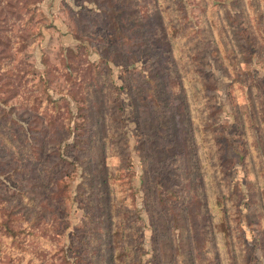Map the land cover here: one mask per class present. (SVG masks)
<instances>
[{
	"label": "rangeland",
	"instance_id": "1",
	"mask_svg": "<svg viewBox=\"0 0 264 264\" xmlns=\"http://www.w3.org/2000/svg\"><path fill=\"white\" fill-rule=\"evenodd\" d=\"M108 1L0 0V264H264V0Z\"/></svg>",
	"mask_w": 264,
	"mask_h": 264
},
{
	"label": "trees",
	"instance_id": "2",
	"mask_svg": "<svg viewBox=\"0 0 264 264\" xmlns=\"http://www.w3.org/2000/svg\"><path fill=\"white\" fill-rule=\"evenodd\" d=\"M128 1H130L131 4L137 3V0H113L112 2L109 0L108 1V7L103 12L107 16V18H109L110 20H112V26H111V28L113 29L112 30V33L116 37H118L119 36V33H121V30H120L121 29L120 20H121V17L123 15V12H124V10H123L124 8L122 7L123 9L120 10L121 8H118V5H121L122 3H124L125 5H127L126 3ZM135 5H138V4H135ZM138 7H139V5H138ZM154 9L156 11L155 14H156L158 20L159 21H162L163 20V13L164 12L163 11L160 12L158 10L157 6H155ZM141 19H142V16H139L138 18H136V17L134 18L135 22L141 21ZM159 29H163V30H161L162 34L164 35L163 41L165 43H167V45H168V52L172 54L174 52L173 45L176 43L174 36H172V38H171L170 35H169L168 30L167 29L165 30V28L163 27L162 24L159 25ZM174 59H175V61L177 60L176 57ZM174 59L172 58V61H171L172 65H174L173 64L174 63V61H173ZM180 88H182V90H184V88H183L182 85L180 86ZM186 98L187 97H182V100H186L187 101ZM220 221H224V218L221 217L220 218ZM224 240H227L228 241L229 240V236L224 237ZM125 249L127 251L129 248L127 247ZM116 258H117V256H116L115 252L113 251L112 256L109 258L110 259L109 260L110 263L111 264H112V262L115 263ZM122 262H124V261H122Z\"/></svg>",
	"mask_w": 264,
	"mask_h": 264
}]
</instances>
